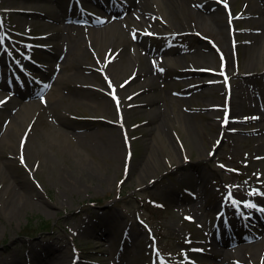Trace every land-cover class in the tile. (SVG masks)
<instances>
[{
    "label": "rangeland",
    "instance_id": "obj_1",
    "mask_svg": "<svg viewBox=\"0 0 264 264\" xmlns=\"http://www.w3.org/2000/svg\"><path fill=\"white\" fill-rule=\"evenodd\" d=\"M169 1L161 0L166 20L183 13ZM227 1L240 30L228 67L207 31L165 44L151 39L161 48L188 46L173 56L150 54L163 71L148 85L138 66L126 64L122 73L136 34L121 0H0V175L30 199L11 218L0 182V264H215L220 252L240 258V249L262 243L264 216L252 222L253 209H228L220 200L224 186L264 192V142L253 134L264 127V59L245 62L249 0ZM82 14L95 27L117 24L131 42L116 45L118 55L97 49L90 26L76 21ZM203 61L217 71L209 93L191 73ZM247 80L238 112L227 116L232 90ZM117 84L123 95L112 94ZM220 117L222 130L212 125ZM228 122L238 126L235 140L222 139ZM236 220L237 227L229 225L237 228L234 241L214 245L212 232ZM252 259L264 264L260 252Z\"/></svg>",
    "mask_w": 264,
    "mask_h": 264
},
{
    "label": "bare ground",
    "instance_id": "obj_2",
    "mask_svg": "<svg viewBox=\"0 0 264 264\" xmlns=\"http://www.w3.org/2000/svg\"><path fill=\"white\" fill-rule=\"evenodd\" d=\"M121 2L124 4L125 11L129 15H131L130 19L125 20V24L131 34H136L134 42L126 39L124 32L118 28L117 24H114L111 28L95 27L93 25H90L91 23L88 22L90 28H88L89 30L87 37H89L88 40H91L92 45L94 47L96 46L97 49L106 46V48L110 52L112 51L113 53H116V55H118V51L115 50V48L117 47L116 45H125L128 42H131L132 46H134V50L131 51L128 60H125V62H123L121 57L118 58V61L124 63L122 73H124V71L127 69L125 66L126 64H132L133 68L138 66L137 72L144 78L146 84L148 85L155 84V82L158 80V77H160V69H163L160 64L151 60V55L154 52L158 55L161 54V56L164 54L167 55L166 53L169 54V52L172 50V54H180L183 50L185 51L186 47L188 46L186 42L184 44H178L176 48V46L172 43V45L170 46L171 48H169V46H162L161 48L159 46H156L154 41H151V39L163 40V44H165L166 41L164 39H166L167 37L169 38L171 36H175L176 39V36L188 35L192 32L197 33L201 30L207 31V33L210 34L209 38H211L214 42L216 49H218L219 52L225 57V67H228L229 65V51H231L233 47L236 48L238 43L240 42L238 38L240 30L238 29L237 23H235L237 18H233L231 15H229L227 9L223 6L228 4L227 0H192V2L197 3L196 5H198L199 7H196L195 11L185 9V1L177 3L170 0L169 5H171L173 8L183 9V13H174L171 20H166L163 17L164 8L161 0H121ZM61 3L62 2H59L60 5L58 6L60 12H62ZM24 14H28V12L24 11ZM244 15L247 16V19L244 28L245 35L242 36L241 41L244 48L246 49L245 62L247 60H250L251 58L256 59L262 57L264 59V28L257 25V23L260 22L264 24V7H260L259 4L255 3L254 0H249V5L245 10ZM100 20L105 21L106 18L99 17L98 21ZM70 33H72L71 36H69L70 40H74L78 43V39L76 38L77 32L70 31ZM68 51L69 49L67 48V52ZM165 60L169 61L172 59L164 58L163 61ZM105 61L109 60L105 59ZM89 64L90 63H87V65ZM205 64L204 61L197 66H194L192 64L191 73L197 77L195 79L197 83L196 86L200 88L202 92L209 90L207 92L209 93L211 92L210 89L214 83V75L217 73V71L216 67H212V69L209 65ZM251 71H253V68L249 67L247 73L249 74ZM115 74L118 75L117 72ZM227 74H229V72H227ZM248 80L250 81V79ZM248 80L245 83H241V86L237 87L238 91L232 90V93L230 94V97L228 99L227 107L225 109V113L227 114V116L233 115L234 117V114L238 112V107L241 105V102L239 100L240 97L245 94L246 87L249 85ZM122 89L123 87L118 86L117 84V86L114 87L112 94H114L115 92L118 93L119 91L120 95H123ZM120 97L121 96L118 97L119 101H122ZM123 102L124 104L122 105V107L124 105L126 107L127 99H123ZM155 102L156 100H153L151 105L155 104ZM1 107L2 105L0 104V108ZM152 112H158L155 105L152 108ZM221 114L223 117L224 111ZM222 117L214 118L215 120H213L212 122L213 126L217 125L218 127H221V130L223 129V126L221 125L223 120ZM13 121H15V118L14 120H10L9 125L13 124ZM258 121L259 118L256 119V122ZM247 122H249V120H247ZM235 124L232 122H228L227 124H225L226 126L224 128V132L226 131V133L222 135L223 140H235V138L233 137V133H236L238 131V126H236ZM253 134L256 135L255 137L258 138V142L260 144L264 142L263 126L257 128L256 131L253 132ZM113 137L115 141L116 136ZM21 139L22 138H20L19 141H21ZM9 140L12 141L13 138ZM161 146L162 148H165V143H162ZM169 153L170 157L175 160L174 150H169ZM178 166L180 167L181 165L179 164ZM13 181H16V179L14 178ZM0 182L4 184L3 187L5 188V190L3 191L9 192V202L11 203L9 216L12 218L19 213L20 209L24 208V204L29 202L30 199L28 197V194L25 195L24 192L15 193L13 191L14 188L12 189L11 187L13 182L4 179L3 174L0 175ZM238 188L239 187L236 186H224L223 189L225 191L222 195L223 198H221L220 196V200L225 202V207H228V209L232 207L235 210L239 211L246 208V204L251 203L256 205V207L251 208L254 210V213L253 215H251L250 219L254 221L257 218L258 221V216H260V219H262L261 215L264 216V211H261V209H264V192L259 196L257 194L245 193L244 189ZM227 200H229V203ZM226 221L228 220H223V222ZM238 224L239 223L237 220L229 224H222L221 228H218L217 230H214V232H212V235L210 236V238L212 239V243L214 245L218 244L219 246L233 242V236L229 235V232L227 231L230 230L229 225L231 228L237 227ZM236 229L237 228L232 229L231 232H234ZM258 234L264 236V230L259 231ZM258 252L264 255V239L262 243L258 244L255 247L240 249L238 251V256H241L240 258L220 252L216 257L215 264H249L250 260L252 261L254 255H256V253Z\"/></svg>",
    "mask_w": 264,
    "mask_h": 264
},
{
    "label": "snow or ice",
    "instance_id": "obj_3",
    "mask_svg": "<svg viewBox=\"0 0 264 264\" xmlns=\"http://www.w3.org/2000/svg\"><path fill=\"white\" fill-rule=\"evenodd\" d=\"M0 27H2V25H0ZM0 43H3V37H0ZM160 71H163V69H160ZM110 87H111V84H110ZM0 103H3V101H0ZM21 162L22 163L24 162L23 157H21ZM234 203H235V201H234ZM245 207L254 208V207H256V205L249 203V204H246ZM261 211H264V209H261Z\"/></svg>",
    "mask_w": 264,
    "mask_h": 264
}]
</instances>
